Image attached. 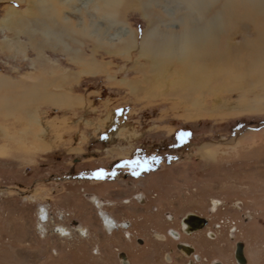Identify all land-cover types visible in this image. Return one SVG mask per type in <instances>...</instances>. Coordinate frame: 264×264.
I'll return each instance as SVG.
<instances>
[{
  "label": "rangeland",
  "instance_id": "obj_1",
  "mask_svg": "<svg viewBox=\"0 0 264 264\" xmlns=\"http://www.w3.org/2000/svg\"><path fill=\"white\" fill-rule=\"evenodd\" d=\"M28 3L0 0V264H237V241L245 243L246 264H264V102L244 107L263 91L244 97L235 89L198 93L200 104L186 95L164 98L162 88L154 91L158 97H136L121 83L138 76L128 54L102 50L94 60L107 64L111 77L77 76L81 67L57 43L53 50L40 49L38 57L43 32L32 26L28 39L21 24L34 12ZM161 5H133L117 24L102 25L99 36L125 25L139 38L146 28L143 9L162 18L161 8H176ZM212 11L195 13L205 19ZM66 14L81 20L72 10ZM168 22L176 23L173 17ZM74 39L93 47L83 33ZM44 58L58 71L43 69ZM61 75L66 83L49 91L66 93L71 104L16 97L24 84L56 82ZM176 88L168 86L169 94ZM247 133L252 135L243 141ZM209 145L218 148L206 160L199 148ZM215 201L221 204L213 208ZM100 211L115 220L110 232ZM188 213L208 225L182 231ZM180 243L192 254L178 249Z\"/></svg>",
  "mask_w": 264,
  "mask_h": 264
},
{
  "label": "bare ground",
  "instance_id": "obj_2",
  "mask_svg": "<svg viewBox=\"0 0 264 264\" xmlns=\"http://www.w3.org/2000/svg\"><path fill=\"white\" fill-rule=\"evenodd\" d=\"M27 1H29L28 10L31 12L33 5L34 12H31L30 16L26 15V17L29 16L27 21L21 24L25 34L29 36L28 39L32 26H39L43 32L41 37L38 34L39 47L34 46L38 50V57H42L39 53L40 49L45 47L52 49L55 47L54 43H57L60 46L59 50L68 56V60L74 62L76 59L81 67L77 76L105 74L107 78L111 77L107 64L94 60V55L102 50L114 55L128 54V60L131 62L130 69L133 72L136 71L138 76L121 83L125 84L130 93L136 97L142 94L158 97L155 96L154 91L162 88L161 95L164 98L186 95L191 103L200 104L202 100L195 97L198 93L216 96L220 90L231 89L240 90V97L247 96L248 93L250 95L258 89L264 93V0ZM134 1L139 3L133 4ZM145 2L153 3L155 7L168 3L176 8L172 12L161 8L165 14L164 17L167 16L165 22H159L164 17L159 18L155 12L149 13L143 9L142 16L146 19V28L139 38L136 30L125 25L114 26L111 30L105 29L104 35L99 36L102 25L110 27L112 24H117L116 22L121 21L119 19L129 7L134 5L141 10V4ZM209 7L213 9L212 14L205 19H199L195 11L203 14V11L208 10ZM67 9L78 13L80 22L72 21L66 14ZM176 11L180 14L177 15ZM168 17H173L176 23H169ZM99 19H102L101 22H98ZM82 33L86 35V39H91L93 47L82 44L80 41L75 42L74 36ZM237 36L241 37L240 42L234 41ZM102 38L105 42L100 44ZM131 52L136 55L134 58ZM40 61L43 69L49 72L54 73L59 69L55 66L56 63H51L45 58ZM180 73L183 74L181 79ZM63 80L64 76L61 75L56 82L51 78H42L30 83L28 87L24 84L22 93L16 97L20 99L26 97L30 101L42 100L56 105L71 104L74 99L66 93L58 90H52L54 91L52 93L49 91L51 86L58 87L66 83ZM170 85L172 91L177 87V93L169 94L168 86ZM260 98L253 103L244 102V107L257 108L264 102V96ZM219 101L217 97L216 102ZM108 118L111 119V116ZM30 121L35 122L33 118L31 119V115ZM125 129V126L120 128V130ZM251 135L247 133L241 139L245 141ZM217 148L212 145L206 148L202 146L199 151L203 158L209 160L215 158ZM93 202L100 208L97 199H93ZM218 204V201H215L213 208H216ZM45 213L42 211L43 216L46 215ZM100 215L107 231L110 232L115 228V220L112 217L104 211H100ZM186 227L182 223V231H186ZM169 234L173 235V232L170 231ZM195 258L200 257L196 255Z\"/></svg>",
  "mask_w": 264,
  "mask_h": 264
},
{
  "label": "flooded vegetation",
  "instance_id": "obj_3",
  "mask_svg": "<svg viewBox=\"0 0 264 264\" xmlns=\"http://www.w3.org/2000/svg\"><path fill=\"white\" fill-rule=\"evenodd\" d=\"M189 216H194V217H197V218H191V219H189ZM199 219H203V222H204V225H201V226H199L200 225V221H199ZM182 223H184L185 224V226H187L186 227V231H192V232H198V231H201V230H203L207 225H208V221H207V219L206 218H204V217H202V216H199V215H197V214H194V213H188L184 218H183V220H182ZM159 226H161V228H163L165 225L163 224V225H159ZM163 226V227H162ZM125 227V226H124ZM182 227V226H181ZM235 228V227H234ZM235 229H231V232H230V236L229 237H231V238H233V236H234V234H233V231H234ZM170 231H172L173 232V235L172 234H170V235H172L173 236V238H175V237H179V233L176 231V230H174V229H169V233H170ZM176 235V236H175ZM210 235V234H209ZM175 236V237H174ZM238 244H240L241 245V247H242V251H243V257H244V263L243 264H246L247 263V259H246V257H245V255H244V246H245V243L243 242V241H237V243L235 244V249H234V252H233V258H234V260H235V262L237 263V264H239L238 262H237V260H236V257H235V251H236V247H237V245ZM181 247H186V249H183L188 255H190V254H192V250H193V248H191L189 245H187L186 243H180V244H177V248L178 249H181ZM195 257H196V255H195ZM196 260H198V261H200V258L199 259H196ZM214 264H219V263H214Z\"/></svg>",
  "mask_w": 264,
  "mask_h": 264
},
{
  "label": "water",
  "instance_id": "obj_4",
  "mask_svg": "<svg viewBox=\"0 0 264 264\" xmlns=\"http://www.w3.org/2000/svg\"><path fill=\"white\" fill-rule=\"evenodd\" d=\"M191 218L193 219V218H197V217L189 216V219H191ZM199 221H200L199 226L204 225L203 219H199ZM181 249H186V247H181ZM235 257H236V260L239 264L244 263L243 251H242V247L240 244H238L236 247Z\"/></svg>",
  "mask_w": 264,
  "mask_h": 264
},
{
  "label": "snow or ice",
  "instance_id": "obj_5",
  "mask_svg": "<svg viewBox=\"0 0 264 264\" xmlns=\"http://www.w3.org/2000/svg\"><path fill=\"white\" fill-rule=\"evenodd\" d=\"M185 135H188V134H186V133H181V136H182V137L185 136Z\"/></svg>",
  "mask_w": 264,
  "mask_h": 264
}]
</instances>
